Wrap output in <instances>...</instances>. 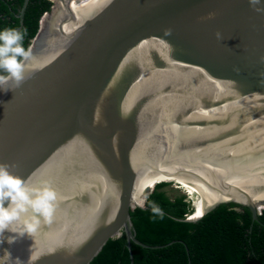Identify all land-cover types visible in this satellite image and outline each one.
<instances>
[{
	"label": "water",
	"instance_id": "1",
	"mask_svg": "<svg viewBox=\"0 0 264 264\" xmlns=\"http://www.w3.org/2000/svg\"><path fill=\"white\" fill-rule=\"evenodd\" d=\"M49 1L24 81L0 90V163H16L10 171L30 187L51 185L59 206L33 237L5 239L0 256L7 249L25 264H89L123 234L129 250L148 246L130 211L143 199L134 194L142 171L152 168L203 187L201 208L186 220L222 203L257 219L264 0ZM159 182L167 181H153L145 196Z\"/></svg>",
	"mask_w": 264,
	"mask_h": 264
},
{
	"label": "trees",
	"instance_id": "2",
	"mask_svg": "<svg viewBox=\"0 0 264 264\" xmlns=\"http://www.w3.org/2000/svg\"><path fill=\"white\" fill-rule=\"evenodd\" d=\"M23 1L0 0V31L19 27ZM50 6L49 0H28L20 27L28 30L23 41L25 49ZM5 74L0 69V75ZM167 185L156 183L144 208L130 211L135 237L148 246L131 242L129 250L123 234L109 239L89 264H264V209L254 220L248 207L222 203L198 220L189 221L186 216L193 212L191 202L184 194L170 195ZM153 202L165 213L163 220L152 219L149 205Z\"/></svg>",
	"mask_w": 264,
	"mask_h": 264
},
{
	"label": "clouds",
	"instance_id": "3",
	"mask_svg": "<svg viewBox=\"0 0 264 264\" xmlns=\"http://www.w3.org/2000/svg\"><path fill=\"white\" fill-rule=\"evenodd\" d=\"M251 4L258 0H250ZM260 11V9H256ZM215 13H209L206 19H214ZM27 28H5L0 31V69L7 75H0V90L9 80H14L17 85L24 81L25 64L32 57V50L23 46ZM171 29L164 31L165 36H170ZM216 38H222L221 33H215ZM264 62V57H261ZM234 71H239L234 69ZM18 167L16 163H0V244L7 240L9 245L15 243L25 234L33 237L41 230L43 225H50L59 206L60 194L51 185L30 187L24 178L15 175L10 169ZM187 194V193H186ZM147 196L138 201V205L144 208ZM7 204V206H5ZM153 213L152 219L157 217L164 219L165 213L154 202L150 203ZM14 233L5 237V232ZM0 264H25L19 257L13 259L7 249L0 256Z\"/></svg>",
	"mask_w": 264,
	"mask_h": 264
},
{
	"label": "bare ground",
	"instance_id": "4",
	"mask_svg": "<svg viewBox=\"0 0 264 264\" xmlns=\"http://www.w3.org/2000/svg\"><path fill=\"white\" fill-rule=\"evenodd\" d=\"M163 171H168V170L152 168V169L142 171L143 174L141 177V181L138 184V186L136 187L134 194L139 196V197H142V198L144 197L145 192H146L147 188L149 187V185L152 184L153 181H156V180H153V181L150 180L151 176L159 177L162 175V176L172 177V176L164 175V174L157 175L158 174L157 172L163 173ZM168 172H171V171H168ZM178 174H179V176H173L172 178L176 179L179 182V184H181L180 187L185 189L184 191H186L187 193H194L193 202L191 201V205L193 206V212L191 214H193L194 212H196L198 209L201 208V206L205 200L203 187L199 184V182L194 177L184 175V174H180V173H178ZM143 182L147 183V185H148L145 190H143L145 187L143 189H141V186H140ZM170 182H173V181L170 180ZM175 187H177V186H175ZM140 191H141V193H140ZM251 200H253L255 202L256 201L259 202V201H262L264 199H251ZM262 206L264 207L263 204H262ZM194 218H196V217L189 218V219H194Z\"/></svg>",
	"mask_w": 264,
	"mask_h": 264
},
{
	"label": "rangeland",
	"instance_id": "5",
	"mask_svg": "<svg viewBox=\"0 0 264 264\" xmlns=\"http://www.w3.org/2000/svg\"><path fill=\"white\" fill-rule=\"evenodd\" d=\"M153 178H156V179H173L172 177H168V176H159V177H154V176H151L150 177V180L153 179ZM173 182H170V181H167L168 185L165 187V189L168 191V193L170 195H173L175 193H181V194H184L185 195V198L188 200V201H192L193 202V197H194V193H187L186 191H184L185 189L181 188L179 184V182L176 180V179H173L172 180ZM147 183L143 182L142 183V186L145 187ZM177 186V187H175ZM141 193V191H140ZM187 193V194H186Z\"/></svg>",
	"mask_w": 264,
	"mask_h": 264
}]
</instances>
